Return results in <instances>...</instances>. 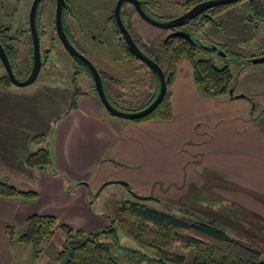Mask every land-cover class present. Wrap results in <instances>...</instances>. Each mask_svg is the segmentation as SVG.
I'll return each instance as SVG.
<instances>
[{"label": "crops", "instance_id": "1", "mask_svg": "<svg viewBox=\"0 0 264 264\" xmlns=\"http://www.w3.org/2000/svg\"><path fill=\"white\" fill-rule=\"evenodd\" d=\"M69 14L64 22L75 32ZM110 32L114 34L113 29ZM80 77L87 87L76 95L74 104L72 86L63 80L36 82L26 90L0 86V180L23 190L22 185L36 187L42 179L58 185L69 180L73 186L78 182L87 191L100 192L110 180L122 178L130 194L132 189L143 195L164 194L172 187L177 199L189 195L195 207L222 217L221 227L234 237L249 241L242 230L248 234L250 228L239 226L250 224L251 238L264 246V123L244 119L243 111L229 113L226 104L216 106L196 87L191 66L186 70L180 66L172 81L173 117L167 121L117 120L93 91L89 75L82 72ZM250 97L259 105L258 114L264 115V90ZM209 109L225 110L211 126L205 114ZM202 119V129L197 128ZM37 134L47 137L51 161L40 168L51 177L39 176L26 163L37 148L32 142ZM34 199L0 196V264L29 263L28 251L9 237L6 225L21 233L18 224L25 228L26 219L37 213L30 204ZM14 246L18 258L25 255L20 262ZM257 247L263 256L262 247Z\"/></svg>", "mask_w": 264, "mask_h": 264}, {"label": "rangeland", "instance_id": "2", "mask_svg": "<svg viewBox=\"0 0 264 264\" xmlns=\"http://www.w3.org/2000/svg\"><path fill=\"white\" fill-rule=\"evenodd\" d=\"M115 1L116 0H73L76 5L78 3L80 4L79 7L85 10L87 16L91 17L93 14V19L95 22L101 25L99 29H95L93 35L96 34L97 38L100 39L103 37L106 42L101 47V50H104L103 53L95 52L96 55L100 53V56H96L94 60L96 64L100 66L98 60L103 64L108 62L110 64L108 69L112 70V73H110L111 75L123 80L125 82V86L127 87L129 82L131 83V88L133 91H125V94L129 98L132 96V98L135 99H142V93L146 90V83H144L145 71H143L145 68L139 62L128 63V61H124V58L119 51L116 37H113L112 35L108 36L107 34L105 35V27L102 26V17L104 16L105 6L113 7L115 6ZM183 1L184 0H159L162 8L158 10L152 9L149 7V5L147 6L156 18L166 20L169 15H180L187 10L186 6L182 4ZM32 2L33 0H20L16 4L15 12L13 11V13L10 14V17L5 16V18H2L3 24H5L6 27L9 26L14 33L16 32L18 36L24 35V39H26H22L21 43L23 44L20 45L19 48H21V50H19V53L17 52L18 54L15 55L16 57H12L15 73L18 71V69H20L18 64L22 65V61L25 60L24 57L26 56V52H24V50L26 51L31 45L29 12ZM38 8L39 15H43L42 21L45 19L48 21V8H50V12L52 14H55V1L53 0L52 2V0H45V3ZM129 9H131V7H129ZM219 20L222 21V25L214 24V22L210 21L206 30L204 28L199 30L198 37L201 36L199 41L217 44V48L219 50L223 45L230 51L228 55L222 53L221 56H216L215 60L216 63L220 65L224 64L226 60L230 62V71L232 73L234 92L236 94H246V96H250L254 93L263 91L264 62L252 63L249 62L248 59L234 60L231 54L234 51L240 52L249 50L250 53L254 54L255 56L264 55V21L257 19V16L254 10L250 8V3L248 1H242L236 5L228 7V9L221 16H219ZM44 26L50 30L48 24ZM196 34L197 33H193L192 35L196 37ZM209 34H212V36ZM218 42L221 44H218ZM47 43V38L41 41V54L44 66L42 67V71L38 77L39 80L37 84L39 82L45 81L46 79H51L53 81L63 80L70 85L74 84L73 75L74 71L77 69L76 65L79 64L78 61L75 60L74 57L61 45L53 48V51L50 52V57L47 60L49 53L47 52ZM97 44L99 45L98 42ZM211 55L212 54H203L199 52L197 53V58H207ZM187 65L192 67L191 62H189L188 59L183 58L180 62V66L182 69L184 68V70H186L188 67ZM141 67L143 69H141ZM4 72L5 70L0 62V76L3 75ZM17 73L19 75L18 77H23L22 74L19 72ZM75 80V84L79 85V89L83 90L85 87H87L86 81L83 80L82 77L78 78L77 76V79ZM15 88L19 89L20 87L15 86ZM28 88L31 87H24L23 89L26 90ZM21 89L22 88L19 90ZM206 96L213 98V102L216 106L218 105L217 102L223 105L226 104L225 106L229 108L227 110L229 113H231L233 110L243 111L244 114H241V117L244 119H250L253 122L264 123V115L258 114L260 109H258L259 105L257 104V107L254 105L255 109L254 112H252L251 108L253 107V102H251V100L246 97H240L238 99L233 98V100L228 94L221 97H215L211 95ZM227 101H229V103H227ZM119 106L122 109H127L130 107V105L127 103H121ZM109 114L115 116L117 120L120 121L130 120L112 113ZM205 114L206 118H209V120H207L208 125L211 126L216 124L218 115L225 114V110H218L217 112L216 109L213 111L209 109L205 111ZM201 122H205L204 119L196 123L198 125L197 128L202 129L203 126L201 125ZM35 148L36 147L34 145V149ZM65 165H67V163H65ZM50 169H52V167ZM35 170L39 176L51 177L43 173V171L46 172L44 168H35ZM27 175L29 176L28 173ZM118 179L121 180L122 178ZM118 179L115 178L113 181L110 180L100 192H98V189L94 191H87V189H85L86 187L82 184H77L78 182L73 186L69 180H66L63 182V184L58 185L56 182H52L50 184L45 183V180L42 179L41 183L37 184L36 187L31 185H22L21 187H28L27 189L35 190L39 193L36 199L30 201L31 206L37 213L54 215L57 218L58 223L65 222L71 225L74 229L81 228L87 235H89L97 231L106 230L111 224L114 213L118 206L126 200H135L136 197L130 194V186L127 188L122 183L117 182ZM86 181L85 184H87ZM74 187L76 188L75 190L72 189ZM171 188L172 187L167 188L165 192H163L164 194L159 192L152 194L155 198L144 200L145 203L151 207L173 213L183 218H189L190 220L193 218L202 220L215 219L217 224L220 225L222 217L212 214V211L210 210L205 211L206 209L195 207L194 204L188 200L189 195L183 199H177L173 195ZM137 193L142 194L140 192ZM198 204L204 206V203L198 202ZM183 205L185 206L182 207ZM188 208H191V210ZM234 221L236 222V219H234ZM240 225L241 226L239 227L241 229L243 227L246 229L250 228L248 234L244 230H242V233L249 237V241L253 242L257 246H261L264 251V246H262V243L259 242V239L255 237V240H253L251 238L253 234V227L248 223ZM225 226L228 225L225 224ZM20 227H22L21 224H18L17 228L22 232L25 228L21 229ZM118 237L120 244L116 246L113 243L114 252L123 264H158L157 259H155L156 257H154V253H152L151 249L137 245L129 236H127L125 232L121 230L118 232ZM101 238H103L105 241L113 242V239L108 236V233H103ZM64 241L65 234L63 230L58 227L55 229V232L52 236L44 238L38 243H30L29 245L21 243L23 244L22 247L24 250L28 251L30 255L29 263L26 260L25 264H61L57 260V254L62 249ZM17 251L18 248L14 246V255L17 254ZM177 252L183 253L188 260H191L193 257L192 249L184 250L179 246L177 247ZM16 257V261L20 262L25 258V255L24 257L19 256L18 258L17 254Z\"/></svg>", "mask_w": 264, "mask_h": 264}, {"label": "trees", "instance_id": "3", "mask_svg": "<svg viewBox=\"0 0 264 264\" xmlns=\"http://www.w3.org/2000/svg\"><path fill=\"white\" fill-rule=\"evenodd\" d=\"M204 0H184L182 4L186 9L191 8ZM248 1L258 18L264 19V0H240L231 4L214 6L200 11L182 24L183 29L192 33L202 29L209 22V14L217 15L230 6L239 2ZM151 6L154 0H144ZM145 11L154 16L145 8ZM172 18V17H170ZM128 29L141 50L151 56L161 65H166L167 74L173 76L183 58L191 62L193 79L198 90L205 95L224 96L228 94L231 99L230 88L234 87L230 63L224 70L218 69L214 64V57L197 58V53L209 54L208 43L190 41L182 36H172L166 39L168 29L148 23L146 28H139L133 20ZM118 33H120L117 27ZM121 34V33H120ZM123 55L129 60H139L122 38ZM10 53V52H9ZM16 53V52H12ZM233 59L247 60L255 56L247 51L232 52ZM12 58V57H11ZM12 65L13 60L11 59ZM14 66V65H13ZM220 67V66H218ZM87 69V68H85ZM88 73L91 75L89 69ZM104 89L110 102L117 108L125 111H136L149 105L156 97L160 82L154 79V93L147 99L130 101L126 98L125 82L108 72L100 71ZM92 76V75H91ZM170 82V81H169ZM168 82V83H169ZM0 86L15 87L8 73L0 76ZM172 93H167L161 103L148 115L133 119L144 121L150 119L171 120L173 117ZM248 98V97H247ZM75 99L73 100L74 104ZM127 103V109H122L119 104ZM254 112L253 108H251ZM264 114V112H263ZM32 142L37 148L27 156L26 163L30 168L46 167L51 161L47 137L44 134L33 136ZM38 195L35 190L21 189L16 184L0 180V196L5 198L24 197L34 199ZM60 227L65 234L62 249L57 254L61 264H123L116 253L114 245L120 244L118 232H125L137 245L148 248L154 253L158 264H264L262 251L253 243L237 238L227 233L217 221L202 219H187L173 213L151 207L143 200H126L118 206L111 224L106 230L97 231L87 235L81 228L74 229L65 222L58 223L57 218L50 214L34 213L26 219L25 229L18 233L14 225H6V232L10 238H16L22 243H38L44 238L54 234ZM108 233L113 242L105 241L101 236ZM184 250H193V257L188 260L183 253L177 252V247Z\"/></svg>", "mask_w": 264, "mask_h": 264}, {"label": "flooded vegetation", "instance_id": "4", "mask_svg": "<svg viewBox=\"0 0 264 264\" xmlns=\"http://www.w3.org/2000/svg\"><path fill=\"white\" fill-rule=\"evenodd\" d=\"M19 1L20 0H10V1L9 0H0V41L3 44L6 52L8 53V56L10 58V61L12 59L11 57H16L15 55H17L19 53V50H21V48H19V47H20L21 44H23L21 42H22V39H24V35L18 36L16 34V32L14 33L9 26L6 27L5 24H3V21H2L3 19L2 18H5V16L6 17H10V14L13 13V11L15 12V10H16V4ZM54 1H55V10H56V0H54ZM66 1H67V5L64 8L63 20L65 21L66 16H68V15L70 16L69 13H72V17H73V21H74V26H75V29H74L75 32L74 31L72 32L71 29H70V27H69V25H68V22H64V27H65V30H66V33L68 35L69 40L71 41V43L74 45V47L79 52L83 53L86 57H88L94 63V65L98 68L99 72L100 71H105V72H108V73H112V70L108 69L110 64L107 61H105L107 63H104L103 64L97 58V60H98V62H99V64H100L101 67L99 65H97L96 62L94 61L95 58H96V56H98V55L100 56V53L96 55L95 52H104L103 49L102 50L100 49V46L102 47L105 44V42H106V40L103 37H102V39H100V38H97L96 34L93 35V33L95 32V29H97V28L99 29L101 27V25L98 24L97 22H95V20L93 19L94 18L93 17V14L90 17V16H87V13L82 8L79 7L80 9H77L78 7L76 6V3L73 2V0H66ZM85 1H87V0H85ZM117 1L118 0L115 1V6H113V7L110 6L108 8L107 6H105L104 16L102 17L103 18V20H102V23H103L102 26L105 27L104 28L105 29L104 30V33H105V35L107 34L108 36H111L112 35L113 37L114 36L116 37V39L118 41L119 51L121 52V55L124 58L123 59L124 61H128V63L139 62L145 68V70H143V71H145V73L144 72L143 73H144V81H145L144 83H146V85H145V89L146 90L145 91L143 90L144 92L142 93V97L141 98L142 99H147V98H149L154 93V90H155L154 89V86H155L154 85V79L156 77H158V75H157V73L148 64H146L142 60H140V59L139 60H129V59H127L123 55L122 52H124V51L122 49V38H124V37H123V34H122V32H121V30H120V28L118 26V23H117L116 17H115V7H116V4H117ZM143 1L144 0H141L142 7L144 8V10L146 8L147 10H149L150 12H152L149 9V7H151L154 10H158V9L162 8V6L160 5V3L157 0H154V1H156V3H154L153 6H151L150 4H147V3H144L143 4ZM52 2H53V0H52ZM44 3H45V0H41L40 3H39V6H42V4H44ZM81 5H82V3H81ZM147 5H149V7ZM129 7H131V9H129ZM227 9L223 10L222 12H218L217 15H214V16H211L209 14V16H210L209 22L212 21V22H214V24L220 25L222 21L219 20V16H221ZM48 11H49L48 21H46V19L42 21V16L43 15L42 14L39 15V8H38V12H37V27H38L39 37H40V47H41V41L42 40H45L46 38L48 40V43H47V46H48L47 52H49V53H48V56H47V60L49 59L50 52L53 51V48L54 47H56L58 45H61V46H63L65 48V46L63 45L62 41L60 40V38L58 36L57 30H56L55 14L54 13L52 14L50 12V8H48ZM83 15H85L86 17L83 18ZM175 16H178V15H169V17L166 20L171 19L170 17L173 18ZM121 17H122L125 25L127 26V28H128V25H130L133 20L136 21V23H137V25H138L139 28H146L148 26V23H149L148 21H146L145 19H143L140 16V14L138 13V11L134 7V5L132 3H130V2H128V1H124L122 3V6H121ZM152 17L156 18L155 16H152ZM84 19H86L87 21H85ZM156 19L161 20L159 18H156ZM257 19H259L261 21H264V19H262V18H258L257 17ZM90 20H92V24H88V21H90ZM208 23L203 27L205 30L208 28L207 27L208 26ZM47 24L49 25L50 30L47 29L46 26H44V25H47ZM40 25H41V27H40ZM117 27L119 28L121 34L118 33ZM183 28L184 27H182V25H181V26H178V27L166 28V29H168V34H169L172 31L180 30V29H183ZM111 29L114 30V34H112L110 32ZM191 31L194 34L197 33L195 38L197 39L198 42H200L199 40H200L201 36L198 37L199 36L198 35L199 30L196 31V29H192ZM209 35L212 36V34H209ZM24 40H26V39H24ZM124 41H125V39H124ZM97 42L99 43V45L97 44ZM125 43L127 44L126 41H125ZM210 44L212 46L213 45H217V44H213L212 42ZM218 44H221V43L218 42ZM209 45H208L207 48L209 50L208 51L209 54H212L214 56V62H215L214 65L216 67H218V66L221 67V66L226 65V67H227L228 66V62H226L227 60L224 62V64L220 65V64H217L216 63V60H215L216 58L215 57L216 56H221L222 52H226V55H228L230 51L228 49H226V47L223 46V45H222V47H221L220 50L218 48L217 49H213V47L211 45L210 46ZM12 52H16V53H12ZM24 52H26V54H25L26 56L24 57L25 60L22 61L23 62L22 65L18 64L20 66V69H18V71H16V73H15L17 77L19 76L17 72H19L20 74L23 75V77H18L20 80L26 79L29 76V74L31 72V69H32V62H33V37H32V33H31V45H30V47L26 51L24 50ZM67 52H69V51L67 50ZM146 55H148V54H146ZM148 56L151 57L150 55H148ZM41 57H42V54H41ZM74 59L77 60L79 64L76 65V68L77 69L74 71V75H73L74 76V78H73L74 79V84H71V86H72V93H71L72 99L74 100L76 98V95L78 93H82L83 91H85V90L79 89V87H78L79 85L78 84H75V82H76L75 79H77V76L79 78L80 75L82 74V72H86L89 75V77L91 78V80L93 82V91L95 92V94L98 95L97 90H96V87H95L94 80H93L92 76L88 73V70H87L88 67L81 60H79V59H77L75 57H74ZM238 60H241V59L238 58ZM0 62H1V65L3 66L4 70L6 71V69H5V67H4L1 59H0ZM11 64H12V62H11ZM158 64L162 67L163 71L165 72V75L168 76L169 74H167V72H166V65H164V64L161 65L160 63H158ZM13 65H14V62H13ZM43 66L44 65H43V59H42V67ZM42 67H41L40 72L42 71ZM179 67H180V64L178 65V68ZM85 68H87V69H85ZM178 68H177V70L175 72V75H176V73L178 71ZM13 69H14V66H13ZM141 69H143V68L141 67ZM6 73H7V71H6ZM172 73L173 72H170V74H171L170 75V79H171ZM130 74H132V73H130ZM39 75H40V73H39ZM39 75H38V77H39ZM175 75L173 76V80L175 78ZM38 77L30 85H33L36 82H38V80H39ZM158 79H159V77H158ZM45 81L46 82H44V83H47L48 82L47 79ZM172 81L170 80V82L168 83L167 90H170L171 91ZM159 82H160V80H159ZM12 84H14V83H12ZM30 85H27V86H30ZM15 86H17V85H15ZM17 87H20V86H17ZM24 87H26V86H24ZM24 87H20V88H24ZM126 87H125V91H126ZM230 89L233 90L232 91L233 93H231V94H233V96H235L234 98H240V97H236L237 94L234 92V87L233 88L231 87ZM127 90H132L133 91V89L131 88V83L130 82H129V85H128V89ZM159 90H160V86H159ZM158 93H159V91H158ZM158 93H157V95H158ZM245 97L246 98L248 97V99L251 100V102H253V107L252 108L254 110L255 109L254 108L255 102L252 100V98L250 96H245ZM126 98H128L130 101L140 100V98H136L135 99V98H132V96L129 98L127 95H126Z\"/></svg>", "mask_w": 264, "mask_h": 264}, {"label": "water", "instance_id": "5", "mask_svg": "<svg viewBox=\"0 0 264 264\" xmlns=\"http://www.w3.org/2000/svg\"><path fill=\"white\" fill-rule=\"evenodd\" d=\"M40 1L41 0H33L31 9L29 12L30 28H31V33L33 37V62H32L31 72L26 79L20 80L16 76L13 66L11 64L10 58L8 56V53L6 52L3 44L0 41V59L10 77L11 82L20 87H24V86L32 84L38 77L41 67H42L40 37H39V32H38V27H37V12H38ZM124 1H128L132 3L134 7L137 9L140 16L146 21H148L149 23L155 26L163 27V28H173V27L181 26L182 24H184L186 20H188L190 17H192L193 15H195L196 13L200 11H204L206 9L212 8L217 5L231 4L234 2H238L240 0H204V1L198 2L194 6H192L185 12H183L182 14L175 16L168 20H158L152 17L151 15H149L142 7L141 0H118L117 1L116 7H115V17H116V21L123 34L125 41L127 42L131 51L140 60L148 64L157 73L159 80H160V90L156 98L146 107L136 110V111L121 110L115 107L110 102V100L108 99L106 95L102 77H101V74L98 68L94 65V63L88 57H86L83 53L79 52L68 38V35L64 27V20H63L64 8L67 5V1L66 0H56L55 24H56V30H57L58 36L60 40L62 41L63 45L69 51L70 54H72L75 58L84 62L85 65L88 67L92 75V78L94 80L97 93L100 97L101 102L106 107V109L114 115L133 120V119L142 118L148 115L161 103V101L166 95L168 82L170 81L171 74H169L168 76L165 75V72L163 71L162 67L156 61H154L151 57L146 55L135 42L134 38L132 37L130 31L128 30L127 26L125 25L121 17V6ZM172 36H182L184 38L189 39L190 41H195L192 34L186 31L185 29L172 31L167 35L166 38L168 39ZM209 44L210 43H208L207 45ZM212 47L213 49H217V45H213ZM222 53L226 55V52H222ZM248 61L252 63L264 62V55L250 57L248 58ZM217 68L220 70H224L226 68V65L217 67ZM232 91L233 90L230 89V93H233ZM245 96L246 94L236 95V97H245ZM117 182H120L126 186L128 185V182L123 181V180H118ZM131 193L136 198L142 199V200H148V199L155 198L153 195H142L132 190H131Z\"/></svg>", "mask_w": 264, "mask_h": 264}]
</instances>
